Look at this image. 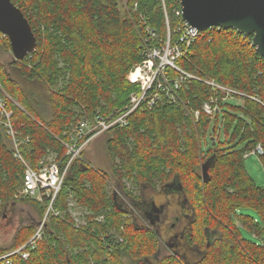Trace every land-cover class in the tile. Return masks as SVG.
Segmentation results:
<instances>
[{"label": "trees", "instance_id": "16d2710c", "mask_svg": "<svg viewBox=\"0 0 264 264\" xmlns=\"http://www.w3.org/2000/svg\"><path fill=\"white\" fill-rule=\"evenodd\" d=\"M11 1L27 18L37 44L16 60L0 32L1 94L23 140L22 155L32 166L50 153L64 165L62 142L79 120L110 117L128 103L138 87L127 74L143 57L146 27L164 40L165 15L171 35L182 23L175 14L180 0H125L122 8L119 0ZM176 64L201 80L184 82L177 91L179 102L163 96L152 107L141 104L126 125H113L88 142L86 146L94 142L104 150L107 171L90 166L89 149L81 151L57 195L61 216L49 218L42 239L22 264H264V184L249 173L244 157L258 143L264 149V58L251 36L209 27ZM204 79L246 96L234 94L242 103L223 100L221 91ZM212 96L219 106L213 115L202 109ZM41 106L49 109L46 118L37 117ZM207 140L212 145L204 149ZM260 161L264 165V154ZM23 173L0 124V214L7 204L23 202L40 218L45 211L41 203L14 196ZM127 182L141 191L172 182L181 187L193 209L190 235L205 251L199 260L187 263L172 254L155 258L157 236L136 223L110 187L112 183L134 204L144 195L134 194ZM70 196L89 211L82 224L72 219ZM100 214L103 220L94 218ZM34 225L20 224L11 241L0 245V254L23 244ZM209 229L218 238L206 245Z\"/></svg>", "mask_w": 264, "mask_h": 264}, {"label": "built area", "instance_id": "2783aa9c", "mask_svg": "<svg viewBox=\"0 0 264 264\" xmlns=\"http://www.w3.org/2000/svg\"><path fill=\"white\" fill-rule=\"evenodd\" d=\"M181 13L180 5V9L175 14L181 17ZM165 23L167 33L164 40H157L156 32L152 28L146 27L149 37L146 38V43L143 46V57L127 74L128 81L135 84L138 90L129 95L128 103L114 115L104 117L101 114H96L92 120L81 119L77 122L68 140L62 142L67 157L64 165L51 153L48 157L41 158L36 166H32L23 157L20 148L23 140L19 138V133L11 122L12 112L6 106L0 85V124L10 139L13 156L19 159L24 166L21 186L14 196L15 198L29 197L45 207L43 215L36 220L34 231L30 237L18 247L0 254V264H22V261L27 260L31 250L42 239L49 218L61 216V211L55 208L57 195L62 188L70 164L80 157L81 151L90 140L113 125H126L129 114L141 104L152 107L163 96L172 102H179L180 98L177 91L181 85L190 79L201 80L197 75L183 70L176 64L177 59L199 35L198 30L195 27L187 26L182 21L171 35L167 15H165ZM203 81L213 89H219L223 100H229L234 97V94H238L240 97L246 96L245 93L220 85L212 79H204ZM216 100L217 98L212 96L209 101H206L202 106L203 111L211 115L219 111V106L215 103ZM198 115L199 111H194L195 118H198ZM252 154L258 157L263 155V146L258 143L253 149L244 153V157L247 158ZM68 204L75 225L84 223V214H88L89 211L80 208L71 196ZM94 218L103 220V215L100 214ZM119 240L122 238L119 237Z\"/></svg>", "mask_w": 264, "mask_h": 264}, {"label": "water", "instance_id": "95a60500", "mask_svg": "<svg viewBox=\"0 0 264 264\" xmlns=\"http://www.w3.org/2000/svg\"><path fill=\"white\" fill-rule=\"evenodd\" d=\"M181 19L198 32L209 27L233 28L251 36V44L264 58V0H180ZM0 32L10 43L14 59L34 51L37 41L22 10L11 0H0ZM202 164L203 179L208 173Z\"/></svg>", "mask_w": 264, "mask_h": 264}, {"label": "flooded vegetation", "instance_id": "af4514ba", "mask_svg": "<svg viewBox=\"0 0 264 264\" xmlns=\"http://www.w3.org/2000/svg\"><path fill=\"white\" fill-rule=\"evenodd\" d=\"M153 191L137 202L138 217L133 216V219L157 236L160 244L155 258L172 254L187 263L199 260L205 251L190 235L193 209L186 202L181 187L172 182ZM205 233L206 245L218 238L215 230L209 229Z\"/></svg>", "mask_w": 264, "mask_h": 264}, {"label": "rangeland", "instance_id": "374dc122", "mask_svg": "<svg viewBox=\"0 0 264 264\" xmlns=\"http://www.w3.org/2000/svg\"><path fill=\"white\" fill-rule=\"evenodd\" d=\"M124 2L125 0H119V5L121 8L124 7ZM11 56L9 53H6L5 55V57H11ZM229 101L242 103V100L236 97L230 98ZM40 108L42 111V109L46 108V106H41ZM193 115H194V112H193ZM37 117L42 118V116L39 113H37ZM204 143H205L203 144L204 149H208L212 145L211 141L209 140H207ZM86 149H89L88 155L90 156L89 157L90 166L100 168L103 171H107L106 170L107 169V158H106V155L103 154L104 150L99 151L98 149H96V147L94 146V142H91L89 146H86L85 150ZM51 154L55 156L54 153H51ZM45 157H48V156H45ZM245 164H246L247 170L255 178V180L260 184H264V165L260 161V157L252 154L248 156L247 158H245ZM127 185L129 186V188L132 190L134 194L136 195L143 194L145 198L154 192L149 187H146V189H144V191L142 192L140 189H138L136 186L131 185L129 182H127ZM110 187L117 194L118 199L122 201V203H124V205L127 207L128 211L130 212L129 215L138 217L137 201H135L133 204V202H131L119 188L112 185V183L110 184ZM37 218H38L37 212L33 208V206H31L30 204L23 203V202L7 204L5 211L0 214V245L7 244L11 241L14 231L20 224H24L28 222L35 224ZM162 254H165V253H162ZM89 264H94V263L90 262Z\"/></svg>", "mask_w": 264, "mask_h": 264}, {"label": "crops", "instance_id": "0c3cea01", "mask_svg": "<svg viewBox=\"0 0 264 264\" xmlns=\"http://www.w3.org/2000/svg\"><path fill=\"white\" fill-rule=\"evenodd\" d=\"M41 116L46 118L49 115V109L43 108L42 111H37Z\"/></svg>", "mask_w": 264, "mask_h": 264}, {"label": "bare ground", "instance_id": "6f19581e", "mask_svg": "<svg viewBox=\"0 0 264 264\" xmlns=\"http://www.w3.org/2000/svg\"><path fill=\"white\" fill-rule=\"evenodd\" d=\"M80 156H81V154H80Z\"/></svg>", "mask_w": 264, "mask_h": 264}]
</instances>
